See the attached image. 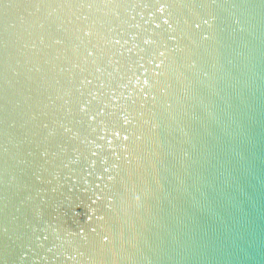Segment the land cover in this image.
Here are the masks:
<instances>
[{
  "label": "water",
  "instance_id": "obj_1",
  "mask_svg": "<svg viewBox=\"0 0 264 264\" xmlns=\"http://www.w3.org/2000/svg\"><path fill=\"white\" fill-rule=\"evenodd\" d=\"M0 264H264V0H0Z\"/></svg>",
  "mask_w": 264,
  "mask_h": 264
}]
</instances>
